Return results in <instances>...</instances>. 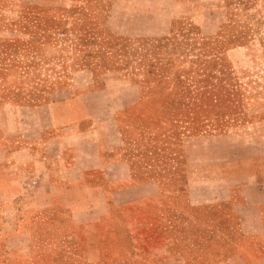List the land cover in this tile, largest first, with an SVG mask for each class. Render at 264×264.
<instances>
[{
  "label": "rangeland",
  "instance_id": "rangeland-1",
  "mask_svg": "<svg viewBox=\"0 0 264 264\" xmlns=\"http://www.w3.org/2000/svg\"><path fill=\"white\" fill-rule=\"evenodd\" d=\"M63 90L96 92L82 109L126 138L107 154L165 188L79 238H28L17 229L46 208L45 174L0 153V264H174L160 196L227 197L223 165L236 184L264 178V0H0V149L36 139L46 116L27 106Z\"/></svg>",
  "mask_w": 264,
  "mask_h": 264
},
{
  "label": "crops",
  "instance_id": "crops-1",
  "mask_svg": "<svg viewBox=\"0 0 264 264\" xmlns=\"http://www.w3.org/2000/svg\"><path fill=\"white\" fill-rule=\"evenodd\" d=\"M94 94L63 90L43 103L27 106L35 119L46 116L36 125V139H20L0 149L5 163H11L8 152H20V165L28 175L34 165L40 168L45 174L43 187L50 192L45 209L34 216L22 215L24 224L18 234L54 237L59 235L55 228L62 227L66 236L79 238L77 232L83 226L129 205L154 200L165 188L153 179L139 181L133 163L107 154L125 152L126 138L117 126L115 133L111 128L112 133H106L103 117L90 116L82 109L79 97ZM229 168L221 167L224 182L217 185L227 197L193 204L183 192L160 196L170 226L171 263L264 264V178L249 171L241 176L244 182L236 184L230 180ZM33 221L37 233L27 227Z\"/></svg>",
  "mask_w": 264,
  "mask_h": 264
}]
</instances>
